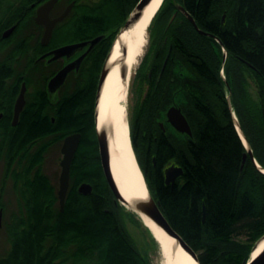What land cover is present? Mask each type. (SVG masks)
Instances as JSON below:
<instances>
[{
  "label": "trees",
  "instance_id": "trees-1",
  "mask_svg": "<svg viewBox=\"0 0 264 264\" xmlns=\"http://www.w3.org/2000/svg\"><path fill=\"white\" fill-rule=\"evenodd\" d=\"M31 1L41 0H11L0 18V29L15 21L17 27L24 25ZM138 1L76 0L66 24L70 29L55 35L57 41L102 38L84 59L72 89L67 83L57 102L40 93L41 116L22 112L13 128L0 206L4 208L5 181L11 178L19 214L13 213L3 225L9 248L0 256V264H149L122 223L121 206L113 203L102 176L94 119L100 71ZM175 2L218 41L199 34ZM155 23L158 33L151 32ZM149 27V49L135 72L137 95L144 91L148 72L157 75L163 64V56H157L156 34L166 37V47L171 44L170 59L160 80L135 105L133 117L150 128L155 116L162 115L166 107L156 104L166 100L169 84L163 82L164 72L175 63L184 72L183 112L192 135L181 148L164 138L157 143L145 139L157 149L156 166L151 173H143L147 187L170 225L197 253L198 263L245 264L252 246L264 234V173L249 157L240 169L245 146L236 132L225 90L230 91L232 110L256 162L264 168V0H164ZM13 71L8 70V76ZM246 72L254 82L255 98L247 90ZM11 90L10 84L12 95ZM74 131L81 133V144L72 160L60 210L57 187L43 172V159L51 146ZM170 159L183 172L174 184L166 185L159 164ZM84 181L93 184L85 195L77 191Z\"/></svg>",
  "mask_w": 264,
  "mask_h": 264
},
{
  "label": "flooded vegetation",
  "instance_id": "flooded-vegetation-1",
  "mask_svg": "<svg viewBox=\"0 0 264 264\" xmlns=\"http://www.w3.org/2000/svg\"><path fill=\"white\" fill-rule=\"evenodd\" d=\"M1 1H0L1 4L5 3V1L3 0ZM10 1L11 0H8L5 5L7 6V4ZM47 1L48 0H41L39 2L31 1L29 3L28 8H30V10L27 12L28 14L25 17L24 25L17 27V23L15 21L11 25L3 29H0V166L2 167V170L5 169V164H6L5 154L8 152L9 147L11 146V141L14 135L13 128L17 127L18 124L20 123L21 113L25 112L26 114V113L36 112L37 116L38 113L41 116L42 111H40L41 110L40 104L42 100L40 98V93L44 92L47 100H50L52 102H57L59 100L58 98L60 93L66 89L67 83L69 84L70 87L69 86L68 87L71 90L72 89L71 86H73L77 81L78 78L77 75L80 69L82 68L84 59L86 58L90 50L93 48L92 47L86 53V55L79 63L78 67L74 66V68L68 71L63 83L58 85V87L55 89L48 88V82L51 79V77L57 74L59 70L64 68L66 64L76 60L87 49V45L84 46L83 48H76L75 50L71 51L69 54H65L57 58H52V54L49 53L52 50L66 44L80 42V40H71V41L54 40L56 34L65 33L67 32L66 30L70 29L69 24L68 25L66 24L69 21V16L72 14V10L76 3V0H55L48 14L50 19H54L59 15H61L70 4H72V6L68 14L62 20H60L54 25L48 42L44 44L42 43V37L44 35L45 26L37 23L35 21V16L37 9ZM174 13L175 15L177 14V12ZM4 14H5V9L3 10L0 9V18L3 17ZM65 19H67V21L64 22V24L60 25L63 21H65ZM11 26H14L13 30L7 36L3 37L2 36L3 32L6 29L10 28ZM86 40H90V39H86ZM86 40H82V41H86ZM165 40L166 37L162 38V41L159 42L158 47L156 49L157 56H163L162 67L158 72H156L158 73L157 75H153L151 71L148 72L149 79L145 80L144 91L141 93L142 96L139 94L136 95L137 96L136 101L134 102V105L132 107L130 114L131 118L128 123L129 135L131 138L132 147L135 151L136 158L138 159L139 167L141 168L143 173H146L147 170H149L151 173V167L154 168L156 166L155 154L157 152V149L156 148L153 149L151 148V146L149 147V143H147V141L145 143L146 138L147 139L149 137L152 138L153 142L155 143H157L159 138H164L166 142H168L169 144L176 143V145H179L180 147L181 145H185L186 143H188L191 137L186 133L176 130V128L170 123L168 117L166 116V111L172 106L179 107L181 109L182 114L185 115L183 112V105H184L182 99L183 94H181L183 89L182 78H184V72L175 63H173L174 67L172 69H167L164 72L166 73V75L163 78V82L168 80V84H169L165 90V93L168 95L165 97L166 99L165 102L163 103L158 102L156 104L157 106L163 105L164 107H166V109L161 112L162 115L158 114L157 116H155L150 128L146 126L143 127L139 122V118L133 117V115H135L134 114L135 105L140 100L141 101L144 100L150 89V85H152V83H157L160 80L164 67L168 64V60L170 59L171 44L169 43L166 47ZM165 59H166L165 61L166 63L164 64ZM8 70H14L13 75L8 76ZM10 84L12 88L11 91L13 92L12 95L9 91ZM22 87L24 90L23 99L25 102L22 108L20 109L16 120L14 121V116H15L14 108L16 104V98L20 94ZM51 120H53V117H51ZM71 133L80 134L79 143L74 151L75 154L72 158L73 160L75 159L77 154L76 151L81 144L80 141L81 133L78 131H74ZM71 133L68 135H71ZM64 137L61 139V143L57 145L59 146V152ZM97 151H98V140H97ZM62 155L63 154L61 152V158ZM97 160L99 161V151L97 153ZM14 164L15 161L12 162L11 164L12 167L15 166ZM99 165H100V161H99ZM169 166L180 167V165L176 164V162L171 159L166 162L162 161L159 164L160 167L159 169H161L162 171V178L165 184H166L165 174ZM100 169H101V165H100ZM102 176L104 178L103 172H102ZM178 177H180V175L175 178L174 182L177 180ZM84 182H80V184L77 186L78 192H79L78 190L79 186ZM174 182H169V184L172 185L174 184ZM86 183H89L91 185V191H92L93 184L90 182H86ZM0 185H1V178H0ZM111 194H112V201L117 206L118 203L116 204L114 202L113 193ZM3 211H4L3 206H0L1 219L3 216ZM15 214L16 215L19 214V208L15 212ZM2 225H4L3 219L1 222L0 233H1Z\"/></svg>",
  "mask_w": 264,
  "mask_h": 264
},
{
  "label": "water",
  "instance_id": "water-1",
  "mask_svg": "<svg viewBox=\"0 0 264 264\" xmlns=\"http://www.w3.org/2000/svg\"><path fill=\"white\" fill-rule=\"evenodd\" d=\"M54 1L55 0H48L47 2L42 4L37 9V12H36L35 21L37 23L45 26L44 35L42 37V43L43 44L48 42L54 25L57 22H59L60 20H62L68 14V12L72 6V4H70L64 10V12L61 15H59L58 17H56L54 19H50L48 14H49V11H50ZM150 1L151 0H139L137 2V4L135 5V7L133 8V10L130 12L126 21L120 27L118 33L116 34V37H115L114 41L112 42L110 50L107 54V57L104 61L103 67H102L100 74H99L100 78H99V81L97 84V90H96V95H95L96 100H95V105H94V108H95L94 119H95V129H96V140H98L99 161H100L102 172L104 174V179L108 184L110 192L113 193L114 202L116 204L119 203L121 205L122 209L130 210L136 216L139 212H142L147 217L151 218V220L153 222H155L158 225V227L162 228V230L165 233H167V235H169L171 238L173 237L176 240V242L180 245V247L182 249H184L185 252L188 253L193 258V260H195L198 263L197 253H195V251H193V249L190 247V245L187 242H185V240L180 236V234L174 230L172 225H170V222L167 221V218L165 217L163 211H161V209L159 207V201L157 199H155L154 196L152 195L151 191H149V188L147 187V183H146V180L144 179L142 170L139 167L138 160L135 157V152H134V149L132 148V143H131L130 137H129V139H130V146H131V149L133 151V158L137 164L138 169L141 171L142 178H143L145 186H146L147 197L144 199H140V198L134 199L133 201H131L132 205L130 206V208L129 207L127 208L125 206V204L128 205L129 202L126 201V199L123 197V195L119 191L117 182H115L113 172L111 171L110 150H109V142H110L109 133H110L111 129L109 128L110 127L109 121H107L106 123H103V125L100 128L98 127V115H99V108L98 107H99V104L101 101L103 84H104V81L107 77L106 75L111 69V67L108 63L109 62L108 60H109V57L111 55V51L113 49L115 41H116L117 37L120 36V34L122 33L123 30H125L126 28L129 27L130 24H132L133 22L138 20V18L141 16L142 10ZM175 6H176V9L180 10L183 13V15L191 22L194 29L199 34L207 35L209 37H213L216 41H218L217 37L214 36L212 33L204 31L198 27L194 18L186 11V9L183 7V5H181L179 2H175ZM174 16H175V13H173V15L171 16L170 21L174 18ZM224 16H225V14L222 15V21L224 20ZM13 28H14V26H11L10 28L6 29L3 32L2 36L3 37L7 36L13 30ZM101 37H102V35H98L96 37H93L90 40L66 44V45L60 46V47L52 50L51 52H49L50 54H52V58H57V57H60L62 55H65V54H69L71 51L75 50L76 48H83L84 46L87 45V49L76 60L66 64V66H64V68L59 70L57 74H55L53 77H51V79L48 82V88L49 89H55L58 87V85L63 83L65 76L68 73V71L70 69L74 68V66L78 67L79 63L81 62L83 57L86 55V53L101 39ZM222 49L225 50L224 48H222ZM124 51H126V50L124 49ZM226 55H227L226 52H224L223 59H222L223 63L225 62ZM165 61H166V59L164 60V64L166 63ZM163 67H164V65H163ZM118 73H119L121 78L126 79V77L128 75H127L126 67L124 66V64L120 65ZM23 96H24V90L22 87L20 94L16 98V104H15V108H14V112H15L14 121L16 120V118L19 114V111L25 102L23 99ZM227 99H228V102L230 105V110L232 113V120H233V123L235 125L236 132L239 135L241 142L245 146V152H243V154H242L243 157H242L240 169L243 168V163L245 162L246 158L249 157L250 160L252 162H254V164L260 169V171L264 173V168H261L260 165L256 162V159H255V156L252 152V149H251L250 145L248 144L246 137H245L244 133L242 132V129L238 123L236 114L232 110L230 97H227ZM166 116L168 117V120L170 121V123L176 128V130H179L180 132L186 133L189 136L192 135L191 126L189 125L185 115L182 114L181 109L179 107H177V106L176 107H174V106L170 107L166 111ZM127 122H128V119H127ZM237 126L240 129V133L243 134L242 136H243L245 142H243L242 136L239 133V131L237 130ZM79 138H80L79 133H71V135L64 137V139L62 141L63 143H62L61 148H60V152H62V154H63L62 158L59 162L61 169L59 172V174H60L59 178H58V184L59 185H58V189H57V195H58V202H59L60 210H63V207H64L63 204H64V199L66 196L65 194H66V191H67L68 186H69L68 183H69V176H70L69 170H70V166L72 163L71 160L75 154L74 151H75V149L79 143ZM182 172H183V169L181 167L169 166L167 168L166 174H165L166 184H169V182H174L175 178L177 176L181 175ZM78 190L81 194H84V195L89 194L91 192V185L89 183L84 182L79 186ZM204 212H205L204 205H202V214L203 215H204ZM1 222H2V219H1V212H0V227H1ZM143 224L145 225V223H143ZM150 233H152V232L150 231ZM152 236H153L154 240L156 241V237L153 233H152ZM262 241H264V234L261 235L257 239V241L255 242V244L252 246V248H251L252 251H251V253L247 259V263H245V264H264V245L262 246L261 250L258 252V254L256 256H252V253L255 251L257 246ZM158 246H159V244H158ZM198 264H200V263H198Z\"/></svg>",
  "mask_w": 264,
  "mask_h": 264
},
{
  "label": "bare ground",
  "instance_id": "bare-ground-1",
  "mask_svg": "<svg viewBox=\"0 0 264 264\" xmlns=\"http://www.w3.org/2000/svg\"><path fill=\"white\" fill-rule=\"evenodd\" d=\"M162 1L151 0L142 10L138 20L130 24L117 37L108 60L111 69L106 75L98 107V127L100 128L107 121L111 122L109 127L111 129L109 133L111 171L119 191L126 201L129 202L128 205L125 204L127 208H130L132 205L131 201L134 199L147 197L146 186L141 171L133 158V151L130 146L126 117L127 107H125L127 83L145 45L147 28L161 6ZM121 64L126 67L128 75L126 79L121 78L118 73ZM237 130L240 133L238 126ZM240 134L241 136L243 135L242 133ZM242 140L245 142L243 136ZM137 217L145 223L149 232L151 231L156 237V242L159 244L158 264H198L180 247L173 237L171 238L167 235L151 218L142 212H139ZM263 245L264 241L257 246L252 256H256Z\"/></svg>",
  "mask_w": 264,
  "mask_h": 264
},
{
  "label": "rangeland",
  "instance_id": "rangeland-1",
  "mask_svg": "<svg viewBox=\"0 0 264 264\" xmlns=\"http://www.w3.org/2000/svg\"><path fill=\"white\" fill-rule=\"evenodd\" d=\"M1 1V0H0ZM5 3L1 4L0 9H6V3L8 0H3ZM2 2V1H1ZM153 20V19H152ZM152 22V21H151ZM157 28V24L155 23L153 25V28L151 32L155 33L158 31L155 30ZM155 30V31H154ZM158 33V32H157ZM156 44L158 47V44L160 41H162V34H156ZM151 41V36H150V27L148 26L147 28V33H146V42L143 47V50L138 57V62L136 63L135 67L132 70V73L130 74L129 81L127 83L128 89H127V100H126V105L127 107L126 110V117L128 121L130 120V114L132 107L134 105V102L136 101V90H137V85L135 83L136 77H135V72L140 66V63L144 56L146 55L147 50L149 49V44ZM223 78H225V73L222 75ZM246 79L248 81V88L251 92V95L255 98V90H254V82L251 78V75L246 72L245 75ZM226 96L230 97V91L227 89L225 90ZM232 106V103H231ZM111 125V122H109ZM61 158V152H59V146L54 145L50 147V149L46 152L45 157L43 159V172L47 174L50 177V180L56 185L58 188V178H59V172H60V165H59V160ZM3 170L2 167L0 166V178H2ZM4 192L2 195V201L4 202V211H3V224L8 223L11 220V215L15 213L18 210V197L16 196V192L13 186L12 180L9 178L6 180L4 184ZM118 214L121 218L122 223L126 227V230L128 231L129 234H131L132 240L134 244L138 247L139 250H141L145 255L148 256L149 259V264H158L159 260V247L158 244L154 241L151 233L148 232L146 227L138 217L132 213L130 210L122 209V207L119 209ZM136 221V223H135ZM74 224L76 221H74ZM9 248V240H7V235L5 230L3 229V225L1 228V233H0V256L6 252V250Z\"/></svg>",
  "mask_w": 264,
  "mask_h": 264
}]
</instances>
